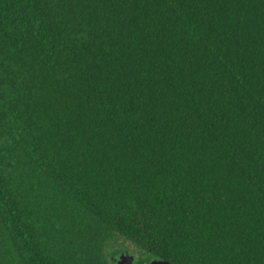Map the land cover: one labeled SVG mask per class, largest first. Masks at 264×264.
<instances>
[{
    "label": "trees",
    "instance_id": "1",
    "mask_svg": "<svg viewBox=\"0 0 264 264\" xmlns=\"http://www.w3.org/2000/svg\"><path fill=\"white\" fill-rule=\"evenodd\" d=\"M264 264V0H0V264Z\"/></svg>",
    "mask_w": 264,
    "mask_h": 264
},
{
    "label": "water",
    "instance_id": "2",
    "mask_svg": "<svg viewBox=\"0 0 264 264\" xmlns=\"http://www.w3.org/2000/svg\"><path fill=\"white\" fill-rule=\"evenodd\" d=\"M135 257L129 252H123L120 257L117 259V264H134ZM148 264H172L164 260L154 259Z\"/></svg>",
    "mask_w": 264,
    "mask_h": 264
},
{
    "label": "rangeland",
    "instance_id": "3",
    "mask_svg": "<svg viewBox=\"0 0 264 264\" xmlns=\"http://www.w3.org/2000/svg\"><path fill=\"white\" fill-rule=\"evenodd\" d=\"M135 261H137V259H135Z\"/></svg>",
    "mask_w": 264,
    "mask_h": 264
},
{
    "label": "flooded vegetation",
    "instance_id": "4",
    "mask_svg": "<svg viewBox=\"0 0 264 264\" xmlns=\"http://www.w3.org/2000/svg\"><path fill=\"white\" fill-rule=\"evenodd\" d=\"M135 264V263H134Z\"/></svg>",
    "mask_w": 264,
    "mask_h": 264
}]
</instances>
